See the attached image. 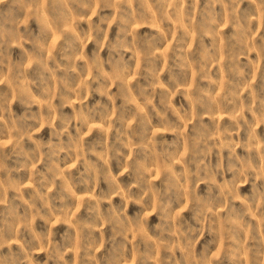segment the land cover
Instances as JSON below:
<instances>
[{
  "label": "clouds",
  "instance_id": "clouds-1",
  "mask_svg": "<svg viewBox=\"0 0 264 264\" xmlns=\"http://www.w3.org/2000/svg\"><path fill=\"white\" fill-rule=\"evenodd\" d=\"M198 3L192 0L191 8ZM209 3L213 13L203 25H194V16L185 14L188 0H24L29 13L26 18L0 22V85L10 89L9 93L0 91V188L18 193L25 187L32 188L23 215L14 213L11 223L0 224V264H38L34 256L42 245L56 264L64 261L63 248L52 246L49 251L48 235L32 229L35 218L49 225L60 222L77 228L84 260L100 264L95 253L103 241L94 237L95 230L110 225L126 241L129 234L151 240L146 225L153 213L159 220L154 225L159 244L166 251L182 253L177 259L173 252L168 258L171 264H212L209 251L196 252L205 231L214 239L218 237L238 264H243L241 256L248 264H264V239L257 238L255 244L245 248L246 242L240 237L242 231L255 228L248 217L264 223V140L256 131L264 124V98H253L246 105L239 82L212 79L209 66L220 63L215 43L213 49L203 50L200 61L191 58V36L215 38L229 17L235 30L232 39L241 45L248 42L255 35L254 26L264 25V0H248L249 7L243 11L245 0ZM217 4L223 6L224 14L214 12ZM105 10H111V14H102ZM29 21L35 23L29 26ZM113 24L118 31L109 41ZM145 24L157 29L158 35L141 36L136 27ZM181 30L185 35L178 36ZM53 34L63 38L62 47L66 46L59 62L49 56ZM88 43L95 44L91 55L84 52ZM17 47L23 58L13 62L12 50ZM105 48L108 56L102 58ZM241 54L225 53L227 73L244 75ZM162 56L170 59L171 65L163 63ZM33 67L38 76L30 78L29 69ZM176 68L184 73L195 69L200 79L223 85L219 102L214 91L198 88L191 78L179 79ZM165 71L169 72V83L161 79ZM93 94L106 99L89 104ZM158 94L159 105L155 103ZM177 95L188 101L187 107L173 105ZM13 104L20 110L14 111ZM220 105H232V109ZM69 108L71 113L65 112ZM197 108H204V114L214 121V110L221 112L233 127L209 129L203 122L204 114L196 113ZM245 111L255 119L248 121ZM169 112L175 121L169 119ZM134 124L143 128L139 141L133 135ZM189 125L193 134L186 132ZM45 127L50 129L47 139L38 135ZM93 131L103 134V142L86 143ZM242 131L245 139H233ZM162 133H171L174 139L157 140ZM25 141L31 147L26 148ZM9 148L11 153L5 151ZM237 148H243L247 155H238ZM216 149L220 152L213 166L211 157ZM224 150L228 152L227 164ZM141 153L143 159L138 158ZM10 154L20 158L16 166H8ZM113 162L119 175H113ZM77 164L83 171L78 169L73 177L71 169ZM157 171L163 178L161 186L153 182ZM21 172L26 180L13 177V173ZM125 173L132 181L121 184L119 177ZM225 173H230L231 179L218 182L217 176ZM101 179L109 190L96 194ZM250 181V192L241 194L240 187ZM200 184L209 185L207 194L198 192ZM79 186L95 201L90 203L96 217L92 222L72 219L77 205L67 201ZM54 190L57 196L50 197ZM116 196L125 201L123 206L112 205ZM57 198L60 206L49 208L50 199ZM16 199L22 200L23 195ZM235 201L243 207L236 208ZM104 202L112 205L107 212L100 211ZM129 202L140 207L134 217L126 215ZM3 203L5 200H0ZM38 203L43 206L38 207ZM184 212L191 213L190 219L183 216ZM24 233L32 239H26ZM13 244L19 245V250H14ZM135 255L141 264L152 259L151 254H141L138 249ZM119 264H135V260L121 255Z\"/></svg>",
  "mask_w": 264,
  "mask_h": 264
},
{
  "label": "rangeland",
  "instance_id": "rangeland-1",
  "mask_svg": "<svg viewBox=\"0 0 264 264\" xmlns=\"http://www.w3.org/2000/svg\"><path fill=\"white\" fill-rule=\"evenodd\" d=\"M192 0H188V7L185 8L186 15L194 16L193 24H200L203 25L206 23L208 19H210L211 14L213 13V9L209 3V0H199L198 5L195 9L191 8ZM139 7V5H136ZM248 0H245V3L241 5V10L248 8ZM214 12L216 14H224L225 9L221 4H217L215 6ZM28 11L24 7V0H4V2H0V22H8L15 19H22L28 16ZM102 14H111V10H105V13ZM96 17H93V20H96ZM34 21H29V26L33 25ZM81 26L86 28L87 25L81 23ZM173 28L178 27L175 24L171 25ZM23 27L21 31L23 32ZM117 25L113 24L112 27L109 29L108 32V40L112 41L115 36L117 35ZM136 31L143 36L144 34H149L150 36L158 35L157 29L153 27H149L147 24L144 26H137ZM234 28L231 24L230 17L226 21L225 26H222L219 29V35L215 38L213 36L208 35L201 38L197 35L191 36V53L192 59L196 61H200L202 59L201 53L205 48L213 49L215 43V50L219 55L220 63L215 65H210V74L213 80H220V81H230L232 83H240L241 84V91H242V99L244 100L245 104L251 103L253 98H264V25H256L254 26L255 35H253L248 42L241 45L237 42V40L232 39L234 35ZM185 33L181 30L178 33V36H183ZM63 38L59 37L56 34H53L52 39L49 42V56L55 57L57 62H59L60 58L65 54L66 46L62 47L63 45ZM171 47V46H170ZM253 47L255 50H253ZM95 48L94 43H88L87 48L84 49V52L87 55H91L93 49ZM168 55H171L170 51L166 49ZM231 52L232 54L239 55V63L241 66H244V75L242 77L235 76L233 74H229L225 68V53ZM12 60L13 62L20 60L23 58V53L19 47L14 48L12 50ZM102 58H107L108 56V49L105 48L104 51L101 53ZM128 56H131V53H128ZM163 63H167L171 65L172 61L170 59L165 60L162 56L161 58ZM137 66L140 67L139 58L137 59ZM223 69V71H222ZM176 76L183 80L186 78H191L193 82H195L196 86L200 89L204 90H212L216 94V101L219 102L220 97L223 95V85L218 86L215 84H211L208 80L200 79V76L196 73L195 69H193L190 73H184L179 68L175 69ZM38 76V71L33 67L29 69V77L35 78ZM161 79L165 83H169V72L165 71L161 76ZM141 83H144V80H140ZM135 83V82H133ZM250 85V86H249ZM0 91L9 93L10 89L7 88L6 85H0ZM113 92L116 91L115 88L112 90ZM96 99H106L101 98L93 94V97L89 99L88 103L91 104ZM160 96L157 95L155 103L159 105ZM119 103V101L117 102ZM183 104L185 107L188 106V101L184 99L182 96L177 95L173 99V105L175 107H180ZM213 109H215V105H211ZM221 108H227L228 111H231L232 105H220ZM12 108L14 111H19V105L13 104ZM65 112L71 113V109H65ZM196 113L204 114V108H197ZM154 115V114H153ZM214 115L216 116L215 121L210 118L207 114H204V124H206L209 129L215 128L219 126L221 129L225 127H233L232 121L227 119L221 112H217L214 110ZM245 118L248 121H253L255 118L252 116L250 112L245 111L244 113ZM169 119L175 121L176 117L169 112ZM154 124L158 123L157 119L153 120ZM133 135L136 137V141L143 136V128L142 126L134 124L133 126ZM257 134L264 140V124H260L259 127L256 129ZM50 132V129L45 127L38 135L41 137H45L47 139V134ZM188 134L192 133V126L189 125L186 129ZM223 137H221L222 139ZM246 134L244 131L241 132L240 137H233V139H245ZM103 134L93 131L92 135L86 138V143L88 141H100L103 142ZM174 139V136L171 133H162L157 136V140H168L171 141ZM111 142V140H109ZM25 147H31V145L25 141ZM8 153H11L10 148L5 150ZM217 152H220V149H216L213 152L211 157V163L214 166L217 163L218 157ZM236 152L240 156H246L247 153L243 148H237ZM222 155L225 157V164H227V157L228 152L224 150ZM136 158V157H134ZM140 159L144 158V154L141 153L138 157ZM20 158L14 154H10V158L7 159V164L9 167L16 166L17 161ZM92 159H95L93 157ZM43 167V165H41ZM83 171V168L80 164H77L76 167L71 169L73 177L78 175V171ZM113 175H119V168H117L113 162ZM181 170L180 166H177V171ZM14 178H24L26 180V174L21 172L19 174L13 173ZM156 179L153 181L157 186H161L162 177L159 171L156 172ZM224 179H231L230 173H225L224 176H217L218 182H223ZM132 181V178L129 176L128 173H125L123 176L119 177V182L121 184H127ZM209 185L207 184H200L198 187V192L200 194H207V189ZM251 181L248 184L242 185L239 189L241 194L245 192H250L251 190ZM101 190L107 192L109 190V185L105 183L104 179H101L99 185L95 189L96 194H100ZM32 191L31 187H25L22 189V192L18 193L13 190H7L0 188V200H5V203L0 204V224L2 223H11L13 219V214L18 213L23 215L25 209L28 207L25 204V201L30 202V192ZM137 191L133 189V192ZM76 195L69 201L68 204L75 203L77 207L72 212V219L81 220L82 222H92L95 220V214L90 211V203H95V201H91L90 193L86 191L83 186H79L75 189ZM23 195V199H16L17 196ZM57 192L54 190L50 193V197H56ZM125 201L121 199L120 196H116L112 200V205L115 206H123ZM236 208H241L243 205L240 204L239 201L234 202ZM112 205H109L107 202L101 203L100 211L107 212ZM38 207H42V203H38ZM59 207L60 202L59 199H50L49 208L51 207ZM127 212L126 215L129 217H134L137 212L140 211L139 205L135 203H127ZM47 211V209H46ZM183 216L186 218L191 217L190 212H184ZM251 219L252 224L255 226L254 230H250L248 232H241L240 237L246 243L244 247H250L256 243L257 238L264 239V223H259L257 219ZM159 220L157 219V214L153 213L148 217V223L146 225L148 236H151L152 239L149 240L147 237H140L135 234H129V239L126 241L122 235L117 234L116 229H113L110 225H104L102 228H99L93 232L94 237L98 241H103L102 244L98 245V250L96 251L95 255L98 260H100V264H119V260L121 255L126 257H130L135 260V264H141V259L137 258L135 255V250L138 249L139 253L141 254H151L152 259L148 261V264H171L169 261V257L175 253V257L179 259L182 256V253L179 250H173V252L166 251L165 248L159 244L158 239V230L154 227V225L158 224ZM194 223V221H193ZM32 229L40 234H47L48 235V246L49 251H51L52 246L62 247L65 256L64 261L61 264H87L84 260L83 252L80 251L82 247L80 241V233L78 229L75 227L70 226L68 223H60L57 222L55 224L49 225L46 224L44 220L35 218L32 222ZM23 231V229H20ZM26 239L31 240L32 237L29 233H24ZM14 250H19V245L13 244L12 245ZM8 249L4 248L3 252L7 253ZM202 251H209L212 264H238L235 257L227 250V246L219 241V238L216 237L215 239L213 236H210L207 231L204 232L203 237L200 239L199 244L196 245V252L200 253ZM250 256V254H249ZM34 259L38 262V264H56V262L49 258L48 252L43 250V245L41 246L40 250L35 253ZM241 260H243V264H248L247 260H244L243 256H241ZM95 264V262H92Z\"/></svg>",
  "mask_w": 264,
  "mask_h": 264
}]
</instances>
